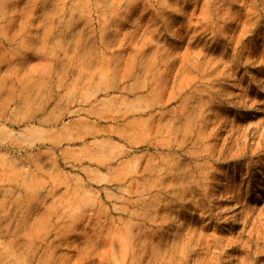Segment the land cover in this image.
I'll list each match as a JSON object with an SVG mask.
<instances>
[{"label":"rangeland","instance_id":"1","mask_svg":"<svg viewBox=\"0 0 264 264\" xmlns=\"http://www.w3.org/2000/svg\"><path fill=\"white\" fill-rule=\"evenodd\" d=\"M0 264H264V0H0Z\"/></svg>","mask_w":264,"mask_h":264},{"label":"clouds","instance_id":"2","mask_svg":"<svg viewBox=\"0 0 264 264\" xmlns=\"http://www.w3.org/2000/svg\"><path fill=\"white\" fill-rule=\"evenodd\" d=\"M253 15H256V14L253 13ZM250 18H251V17H250ZM50 19H52V18H50ZM222 19H224V17H217V21L222 20ZM214 23H215V22H214ZM51 30H52L51 27H49V29H48L49 33L51 32ZM170 35L175 36V31L172 32V33H170ZM55 54H56V48L54 47L53 50H52V55L54 56ZM137 55H139V54L137 53ZM147 63H148V71H149V72L153 73L154 76H160V75H161L162 70H161L160 68L156 67V62H155L153 56H151V57L149 58V60H148ZM163 63H167V61H164ZM164 103H165L166 105L168 104V98L165 99ZM205 106H206V105H205ZM172 111H173L174 113L178 114V117H179V116H182V115L184 114L183 111H177V109H175V108H172ZM172 143L175 144V146H176L177 149H179V148L182 147V142L173 141ZM206 163H207V162H206ZM207 168H208V171H209V172L212 170V166H211L210 163H207ZM170 187H171V186H170Z\"/></svg>","mask_w":264,"mask_h":264}]
</instances>
